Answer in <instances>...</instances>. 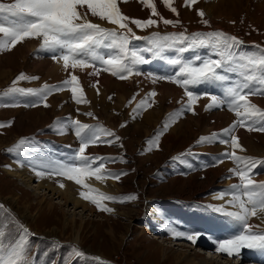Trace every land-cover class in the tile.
I'll list each match as a JSON object with an SVG mask.
<instances>
[{"label": "snow or ice", "instance_id": "1", "mask_svg": "<svg viewBox=\"0 0 264 264\" xmlns=\"http://www.w3.org/2000/svg\"><path fill=\"white\" fill-rule=\"evenodd\" d=\"M128 0H0V53L11 52L17 45L28 40L38 41L37 54H46L55 63L61 64L67 78L58 84L44 83L39 88H23L21 81L38 80V76L20 73L0 96V107H50L48 99L54 93L65 90L77 105L90 104L81 84L77 71H88L89 76L99 77L107 72L120 80L145 75L151 83L167 81L183 89V97L177 103L180 109L169 115V120L147 141V151L159 150L160 138L186 112L196 115V105L207 98L205 111L226 107L236 119L219 132L202 135L195 146H226L212 163L201 165L203 168L222 164L225 159L235 165L228 171L238 178L226 189L219 190L213 197L222 201L219 204L199 205L206 212L219 214L225 218L228 231L223 236H212L195 229L180 230L170 218L166 230L173 239H185L193 245L206 237L214 245L217 254L239 259L244 250L257 255L259 264H264V180H257L256 171L264 167V158L241 155L246 149L236 134L237 129L247 132L264 133V109L252 102V96H264V45L245 46L236 35L223 30L196 31L189 33L183 28L175 0H161L164 6L177 18H165L157 8L156 0H139L150 10L147 19L131 18L124 14L120 5ZM199 0H184V6L191 9ZM200 22L210 27L206 13L199 9ZM155 17V18H154ZM96 18L103 23L93 22ZM173 28L182 27L176 32L161 33L153 31L148 36L137 35L135 29L146 31L158 28L160 24ZM235 23V21H232ZM135 41H143L144 46ZM201 50H207L202 52ZM186 53L191 55L185 56ZM150 54V56H146ZM150 57L164 61L172 71L162 73L140 70V66L151 62ZM99 79L91 84L99 95ZM204 85V91H197ZM216 89V92L210 91ZM133 95L129 104L136 100ZM158 93L148 92L133 108V114L146 111L156 104ZM17 97L25 99L20 100ZM186 97V100L184 99ZM112 99L111 96L108 97ZM77 113L80 114L79 108ZM83 115L96 120L91 111ZM135 118V115L133 116ZM13 121L0 122V129L10 127ZM121 124V127H125ZM56 134L64 135L71 130L79 142V147L67 154H57L54 147L37 141L35 136L21 137L6 151L13 154L20 166H28L37 177H62L81 186L79 195L96 206L101 212L111 213L105 201L126 203L138 199L136 194L114 196L92 187L86 181L94 178L103 183L108 179L119 181L124 171H114L106 167L109 162L123 161V157H107L86 154L90 146L107 144L121 140L116 132L100 124H87L70 115L58 118L49 126ZM110 138V139H109ZM123 148V144L119 145ZM71 147V146H68ZM192 147L171 157L173 163L184 164L188 169L194 165L187 157L196 156ZM126 162V161H123ZM10 167V166H6ZM59 187H65L59 182ZM253 218L259 223H253ZM35 235L26 228L10 209L0 203V264H36V257L29 258L30 237ZM53 248L68 247V252L59 260L44 264H74V261L91 259L93 264H106L99 256H91L76 245H60L53 241ZM47 255V253H45Z\"/></svg>", "mask_w": 264, "mask_h": 264}, {"label": "rangeland", "instance_id": "2", "mask_svg": "<svg viewBox=\"0 0 264 264\" xmlns=\"http://www.w3.org/2000/svg\"><path fill=\"white\" fill-rule=\"evenodd\" d=\"M4 2H7V0H4ZM156 4L158 10L165 18H177L164 6L161 0H156ZM175 6L178 9L179 19L182 21L183 28H187L189 33L196 32L199 29L205 32L206 30H223L229 34L236 35L244 42L245 46L250 47L253 44L264 45V0H199L191 9L184 6V0H175ZM120 7L122 12L131 18L147 19L150 15V10L143 6L139 0H128L127 3H122ZM199 9H202L206 13L205 18L210 21V27H206L200 22V17L197 14V10ZM207 10L212 14L209 15ZM224 12H227L229 16L221 17V15H224ZM92 19L93 22L103 23L104 26L113 27L106 22L98 21L96 18ZM232 21H235V23H232ZM130 26L136 33H147L151 30L161 33H166V31L170 30L172 32L183 30L182 27L173 28L171 26H165L162 23L158 28H150L146 31L137 30L134 25ZM35 43L38 45L37 41H35ZM23 44L24 43L20 45ZM36 46L34 49L35 52L38 48V46ZM139 46H142V42L139 43ZM23 50L24 49L19 50L15 48L11 52L0 53V59H3L0 67V93H3L10 87L12 81L20 73L39 77L38 80L19 82L18 86L23 88H39L44 83L58 84L67 78L64 77L60 79V81L46 78V67H39L36 61L40 58L50 60V62L53 60L46 54H37L34 51L33 53L24 54L25 51ZM204 51L207 52V50ZM185 55H191V53H186ZM155 63L156 67H153L154 69H165L167 67L165 64L157 61L153 62L152 66L155 65ZM159 66H164V68H159ZM142 68L143 67L140 66V70ZM101 74L102 77L107 75L112 78L113 81L120 84L121 88L126 87L123 89L128 93V97H125L121 103H118L116 101L117 95L111 91L103 102L101 97L103 88L99 83L100 96L97 94L96 89L91 87L94 89V98L96 101L88 97L89 101H91L90 104H75L71 99V93L65 90L63 92L54 93L48 99L49 105L50 102L55 104L52 100L57 98V100L61 101V94L67 93L68 105L66 103L59 105L57 102L54 105H57L56 109L51 105L47 108L42 105L38 107H0V122L13 121L10 127L0 129V203H3L6 208L10 209L19 222L26 226L31 233L35 234L30 237L31 249L29 251V258L35 256L36 264H44V262H50L52 260L59 261L68 252V247H60L56 250L52 246L53 243L48 242V240H53L65 246H68L70 243L76 245L91 256L101 257L106 264H183L181 263V259L184 256L190 259L195 258V261H202L204 258H210L212 256L210 261H212L213 264H258L259 260L257 258V261H251L255 258V253L254 256H252L251 254H253V252L250 250H244L243 255L239 259L228 258L226 254H220V256L216 258L215 254L210 253L211 256H209L204 252L208 249L205 247V242L208 241V244L210 242L206 237L199 239L201 244L196 245L184 239L180 241L174 240V243L180 245L173 246L170 240V238H172L170 233H162L163 235H161L158 229H150L145 226L144 218L149 209L148 207L155 205L160 207L161 210H164L166 206H169L168 211H163L165 220L169 218L175 219L177 225V222H180L179 212L185 209L188 212L187 220L191 224L190 227L197 231L206 232L209 235L210 229L206 228L205 224L207 220L214 217V214L204 211L199 205L209 204V201L211 202L210 197L213 193L228 188L224 186L226 181H228L230 185L238 182V178L236 177L230 179L225 178L230 176L228 170L235 165L231 160L225 159L222 164H218L214 168L202 169L201 173L196 172L193 168L188 169L186 166H183L184 170L188 172L186 177H184V175L178 177L172 176L174 175L172 170L174 163L169 157L177 156L182 153L186 146L189 148L194 146L200 136L209 135L215 131H211L209 134H203L200 129L194 128L193 122L190 121V117H197L198 115L196 114L195 116L192 115L191 112H186L174 124H171L166 132H171L174 128H178L179 126L182 127V130L178 134L175 133V136L173 135V137L169 138L166 137V133H164L160 138L159 150L153 149L152 151H147V141L153 138L162 128L163 124L169 120V115L171 113L180 109L181 104L173 106L171 109L170 105L175 104L169 99L166 100V107L170 108V110H166L167 112L161 115L162 118L159 122L157 121L156 125L149 124L148 126L147 121L144 120L145 116L151 113L156 105H153L151 108L139 114H133V108L148 92L156 89L151 88L153 84L151 80L147 79L145 75L135 76L139 79L144 78L143 82H139L137 80L132 81L131 79L120 80L107 72H101ZM166 82L167 81H159L156 84L160 85V83ZM81 84L84 87L83 82H81ZM171 85L183 94V89L175 84L171 83ZM199 88H201L202 91H198H204V85L199 86ZM84 89L86 91V88ZM136 93H139L136 100L129 104V100ZM109 96L112 97L111 100L108 99ZM17 99L21 100L25 98L17 97ZM257 99L261 100V104L264 105V96L258 97ZM7 100V97L0 96V101L6 102ZM70 104L73 107L72 109ZM259 107L264 109V106ZM66 108L68 110H66ZM77 108H79L80 114L77 113ZM218 110L219 109H213L211 111L218 112ZM88 111L93 112L97 119L94 120L91 117L83 115V113ZM224 111L227 112L226 110ZM68 113L72 118L79 119L83 123L103 125L116 132V134L121 137L120 141L111 146L107 144L90 146L86 150V154L107 157L122 156L123 161L126 162L117 160L116 162L107 163L106 167L114 171H124L127 175H122L119 181L113 179L114 183L112 186L105 185L106 181L105 183L103 182L109 190V192L105 193L114 196L127 194H136L138 196L137 200L126 203L105 201V204L114 209V211L111 213L101 212L97 210L95 205L79 195L80 191L84 189L75 184L74 181H68L62 177L47 176L55 179L52 181L54 186L59 185L58 181H68L62 183H64V185H70L69 187H71L74 194L80 197L87 205L83 214H75L74 226H71L70 223L73 205L65 203L64 200H61V197L57 198V196H50L48 193L41 192L40 194H35L33 190L27 188L21 181L8 175L5 171V168H7L6 166L10 165L31 169L28 166H20L16 162L15 156L6 151L7 148L15 144L21 137L35 136L36 140L41 143L51 138L57 142L72 146L73 148H78L79 145L75 143L76 137L72 134L71 130H69L67 134L59 135L49 128L58 118L69 116ZM134 115L135 118H132ZM36 116H40L41 119L39 124H36L37 127L30 132L32 125L31 120ZM233 118L234 120L236 119L235 116ZM214 122L213 119H209V124L215 125ZM125 123L126 126L121 127V124ZM226 125L228 126V124ZM224 128V126L219 128L217 132ZM238 131H245L246 135L244 137L246 138V143L251 142L252 149L264 152V133L247 132L242 128L237 129V132ZM120 144H123V148L119 146ZM219 145V143L214 145L205 144V149H201V146H195L192 147V149L194 152L210 153L215 160L219 154L225 151L221 153L212 152V150L224 146ZM93 147L96 148L93 149ZM90 151L97 152H93L95 154H92ZM253 153L254 152L238 154L264 158V153L260 155ZM225 164L228 166V169L222 170L221 167ZM163 167H165L167 171L162 172ZM31 171L33 170L31 169ZM210 171L218 172L219 175L213 176L208 173ZM256 171L259 172V175L255 176V179L264 180V167H260ZM69 182H71V184H69ZM191 182H194V185ZM177 196H183V198H176ZM184 200L188 201L186 204L188 208L181 206V204L185 203ZM40 202L42 206H39ZM62 203H64V205ZM173 205L178 207L179 210L177 212L170 208V206ZM77 211H81V209L79 208ZM22 212L27 213V218L21 214ZM199 217V220L204 223L196 221ZM143 228H145V230ZM76 231H79L78 236L80 238V241L77 242L73 240V235L75 236ZM223 232L226 233L225 230ZM210 235L214 236L212 232ZM193 247H197L196 250H194ZM45 253H47V255H45ZM74 264H93V261L91 259L83 262L74 261Z\"/></svg>", "mask_w": 264, "mask_h": 264}, {"label": "bare ground", "instance_id": "3", "mask_svg": "<svg viewBox=\"0 0 264 264\" xmlns=\"http://www.w3.org/2000/svg\"><path fill=\"white\" fill-rule=\"evenodd\" d=\"M208 14L211 15L212 13H210V11H208ZM227 16H229V14L227 12H224V15H221V17H227ZM36 45L37 44L35 43V41H25L23 45H20L19 44V45L16 46V48L19 49V50L20 49H24L23 50V51H25L24 54H27V53H30V52L33 53ZM2 60L3 59H0V67H1ZM36 62H38V64H39L38 66L39 67H46L45 68V72L47 71V75H46L47 77L46 78H48L50 80H53L54 79L55 81H60V79H62L64 77H67V73L64 72L61 64H57L54 61H51L50 62V60H44L42 58L38 59ZM36 62H35V64H36ZM153 67H156V63H155V65H153ZM159 68H164V66H159ZM157 69L158 68H156V70ZM88 71H91V70L89 69V70H86L84 72L77 71L75 73V74H77L80 77V81L83 82V84H84V87L83 88H86V91H85V89H84V91H85V93L87 95V99L88 100H89V98H91L92 100H95V98H94L95 97L94 89L91 88V84L94 83L95 80H97V79H99L100 85L103 88L102 94H101V97H102V101L103 102H104L105 97H107L111 93V91L114 92L117 95L116 96V101L118 103H121L125 99V97H128V93L125 92L126 90L124 91V89L126 87L125 88L123 87L124 89L121 88V86H120L119 83H117L116 81H113L112 78L108 77L107 75L106 76H103V77H102V74L99 77L89 76L88 75ZM136 78L137 77L133 76L131 78V80L132 81L133 80L134 81L137 80L139 82H141V81L143 82L144 81V78H140V79L139 78L136 79ZM137 84H139V83H137ZM151 86H152L151 88H153V89L156 88L155 91L158 93V95L155 98L156 99V104H155L156 107L154 106L155 108H153L152 112L151 113H148L145 116V119H144L145 121H147L148 126H149V124H155L156 125L157 124V121L159 122V120L162 118L161 115H163L164 112H167L166 110H170V108L172 109L173 106L179 105V103H177V101H180L182 99V97H183L182 92H180L179 90L175 89V87L173 85H171V84H169L167 82L166 83H160V85L152 84ZM87 87H88V89H87ZM210 91L216 92L217 90L216 89H210ZM61 99L62 100L59 101V100H57V98H55V100H52V101H54L55 104L58 102L59 105H63L65 103L67 104V93L61 94ZM168 99L170 101H173L172 103L175 104V105H170L171 107L170 108H167L166 107L167 106V103H165V102ZM184 99L186 100V97H184ZM252 100H254V103L256 105L261 106V107L264 106V105L261 104V100H259L257 98L256 99H252ZM208 102L209 101H208L207 98H202L198 102V104L196 105V114L198 116L197 117H190V121L193 122L194 128H196L198 130L200 129L203 134H205V133L209 134L211 131L217 132V130L219 128H222L223 126L226 128V127H228L229 125L232 124V122L234 120L233 117L235 116L234 113H232V114L230 113L229 114V113L225 112L223 108L222 109H219L218 112L217 111L216 112H214V111H205L204 110V106ZM55 104L53 102L52 103L50 102V105L53 106L56 109L57 105L54 106ZM70 107H71V109L73 108L72 105ZM66 110H68V109L66 108ZM66 113H67V111H66ZM63 114L66 115L65 113H63ZM70 114H71V112H70ZM207 115H209V116H207ZM40 119H41L40 116H36L35 118H33L31 120L32 125H31V128H30L31 129L30 132L33 131V129H35V127H37V125L39 124ZM209 119H213L215 121L214 122L215 125L209 124ZM152 120H153V122H152ZM144 123H146V122H144ZM226 124H228V126ZM181 130H182V127L179 126L178 128H174V130H172L171 132H165L166 133L165 136L168 137V138L169 137H173V135L175 136V133L178 134ZM237 134H238V136L241 139L242 145L246 149V152L245 153H247V152L248 153L254 152L255 154H259V155L264 153V152H259V151L255 150V149H252V143L251 142L246 143L247 141H246V138L244 137L246 135L245 134V131H238ZM95 148L96 147H93V149H95ZM224 150H225V147L224 146H221V148H217L216 150H212V152H214V153H216V152L221 153ZM90 152L92 154H95L97 151H90ZM93 152H95V153H93ZM221 169L222 170H226V169H228V166L225 164V165H223L221 167ZM5 171H6V173L8 175L14 177L18 181H21L27 188L33 190V192L35 194H40L41 192L42 193H48L50 196H57V198H60L61 197V200H64L65 203H70L71 205H73V208H72L73 213H72L71 221H70L71 226L73 224H75L74 223V221H75V214H83V212L87 208V205L85 204V202L83 200H81L80 197H78L77 195L74 194V192L71 189V187H69L70 185H65V187H63V188L59 187V185L54 186V184H53L52 181H54L55 179L49 178L47 176L37 177L34 174V172L31 171V169H29L27 167L20 168V167H15V166L10 165V167L5 168ZM208 173L209 174H212L213 176H218L219 175L218 172H211L210 171ZM192 181H193V178H192ZM62 182H68V181H65L64 180ZM86 182L88 184H90L92 187L97 188V189H99L102 192H109V190L106 188L105 185L112 186L113 183H114L113 182V179H108V180H106V183L104 182L105 183V185H104L103 183L95 180L94 178L88 179ZM191 183H193V185H194V182H191ZM69 184H71V182H69ZM229 185H230L229 182L226 181V183H225L224 186L228 187ZM215 194L216 193H213V195L210 197L211 202L209 201V203H212V204L222 203V201L213 199V197H214ZM176 198H183V196L182 197L177 196ZM184 202L185 203L181 204V206L188 208V206H186L187 201L184 200ZM41 204L42 203L40 202L39 203V206ZM62 204L64 205V203H62ZM79 208L81 209V211H77ZM148 208L149 209L147 210L146 216L144 218V224H145V226L149 227L150 229L151 228L158 229L160 231L161 235H163L165 233L166 234L169 233L166 230L167 220H165V217L163 215V211H168L169 206H166V209H164V210H161L160 207L155 206V205L150 206ZM170 208L173 211H175V212H177L179 210L178 207H176L175 205L170 206ZM21 214L24 217L27 218V213L26 212H22ZM179 217H180V222H177V225L179 226V229L180 230H183V229H189V230L194 229V228H191L190 227L191 224L187 220V218H188V212L185 209L180 210ZM199 219H200V217L196 221L197 222H200V223H204V222H201ZM170 220L173 221L176 224V222H175L176 220L175 219H170ZM224 221H225V218L222 217L219 214H214V217L210 218V220H207V223L205 225H206V228H209L210 229L209 235L212 232V234H214V236H220L221 233H222L221 236H223L225 234L223 231L224 230L225 231H228L227 226L225 225V222ZM65 222H67V221H65ZM259 222L260 221L257 220L256 218H253V223H259ZM81 224H82V221H81ZM66 225H65V227H66ZM143 229L145 230V228H143ZM78 232L79 231H76L75 232L76 233L75 236L73 235V240L75 242L80 241L79 240L80 238L78 236ZM200 232L206 233V232H203V231H200ZM161 238H163V237H161ZM170 240H171V244L173 243L172 244L173 246H179L180 244L174 243V240L180 241L182 239H173V238H170ZM197 244H201L199 240L197 241ZM206 244H208V241L205 242V247H207L208 249H206L204 252L206 254H208L209 256H211L210 253L215 254L216 255V258H218L220 256V254H217L214 251V249H213L214 245L211 242H209L208 245H206ZM196 248L197 247H193L194 250H196ZM242 255H243V253H242ZM251 255L254 256V253L251 254ZM211 257L210 258H207L206 257L202 261L201 260L200 261H195V258H191L190 259V258H186L184 256L181 259V263H183V264H213V262L210 261L211 260ZM256 258H257V255L255 254V258L253 260H251V261L252 262L255 261V260L257 261L258 258L257 259ZM236 264H240V263H236Z\"/></svg>", "mask_w": 264, "mask_h": 264}, {"label": "crops", "instance_id": "4", "mask_svg": "<svg viewBox=\"0 0 264 264\" xmlns=\"http://www.w3.org/2000/svg\"><path fill=\"white\" fill-rule=\"evenodd\" d=\"M258 97H261V96H252V97H250V99L252 100L253 98H258ZM263 101H264V100H263ZM252 102L254 103V100H252ZM224 108H225L224 110H226L227 112H229V113H233V112L228 111L226 107H224ZM207 116H209V115H207ZM177 123H178V122H177ZM78 145H79V144H78ZM220 145H221V144H220ZM220 145H219V146H220ZM187 148H189V147L186 146L185 149H187ZM202 148L205 149L206 147H205L204 145H201V149H202ZM185 149H183V151H184ZM201 149H198V150H201Z\"/></svg>", "mask_w": 264, "mask_h": 264}]
</instances>
